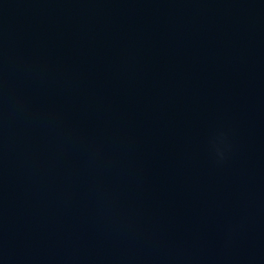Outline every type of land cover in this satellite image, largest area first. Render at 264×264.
<instances>
[{
  "label": "water",
  "instance_id": "obj_1",
  "mask_svg": "<svg viewBox=\"0 0 264 264\" xmlns=\"http://www.w3.org/2000/svg\"><path fill=\"white\" fill-rule=\"evenodd\" d=\"M195 264H264V0H88Z\"/></svg>",
  "mask_w": 264,
  "mask_h": 264
}]
</instances>
